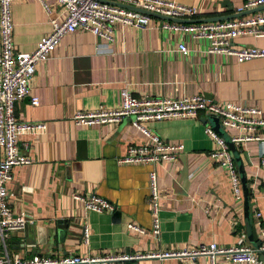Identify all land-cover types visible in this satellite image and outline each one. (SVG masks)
<instances>
[{
  "label": "crops",
  "instance_id": "obj_1",
  "mask_svg": "<svg viewBox=\"0 0 264 264\" xmlns=\"http://www.w3.org/2000/svg\"><path fill=\"white\" fill-rule=\"evenodd\" d=\"M167 1L195 7L199 11L196 20L238 14L244 3ZM259 13L264 14V10ZM12 20L16 53L33 52L52 30L39 0L13 4ZM162 21L150 16V25L143 30L117 24L112 43L77 31L64 37L51 57L38 67L31 82V96L16 104L15 114L21 121L46 123L47 131L19 139L21 152L33 163L14 168L13 180L8 184L13 210L27 211L35 224L12 235V255L19 254L23 259L110 252L146 255L210 243L257 247L263 241L264 142H249L231 151L242 187L245 177L249 184L248 214L244 187L242 201H235L229 176L210 159L213 141L205 130L207 125L212 126L209 121L169 119L149 123L148 127L162 139L185 145L178 161L155 167L162 195L161 234L155 238L148 204L153 167L117 162L127 155L130 146L142 145L144 136L129 119L119 125L93 127L78 126L73 121L79 111L101 106L120 108L124 88L138 98L203 95L217 102L258 107L264 113V58L231 63L221 56H207L205 45L194 41H189L191 56L183 58L177 50L183 37L161 30ZM235 45L264 48V38L240 37ZM33 97L38 98L39 105L32 104ZM230 134L235 132H227L226 137ZM259 134L264 137V129ZM75 193L103 197L117 206L119 214L91 212L73 198ZM258 212L262 214L261 225L256 218ZM128 223L142 227L145 235L127 229ZM50 228L55 231L54 242L48 246L42 242L48 238ZM86 228L89 244L83 238ZM136 264L210 262L208 258L146 259ZM216 264L232 263L218 259Z\"/></svg>",
  "mask_w": 264,
  "mask_h": 264
},
{
  "label": "built area",
  "instance_id": "obj_2",
  "mask_svg": "<svg viewBox=\"0 0 264 264\" xmlns=\"http://www.w3.org/2000/svg\"><path fill=\"white\" fill-rule=\"evenodd\" d=\"M23 0H0V148L3 159L0 161V264H136L146 259H190L208 258L210 264L218 259L232 264H264V228H261L263 241L257 247L243 245L220 246L217 243L200 245L195 249L171 250L163 253L128 254L110 252L104 255H35L23 259L19 254L12 255L9 241L13 234L25 231L35 224L27 211L16 213L9 197L8 184L13 180L16 167L29 166L33 159L21 152L19 139L24 135L37 136L47 131L43 122L18 120L15 114L16 104L31 96V82L38 67L45 63L60 45L62 39L77 31H85L100 40L114 41L115 27H133L143 30L150 25V16L127 7L144 10L148 13L172 19L194 20L199 16L195 7L167 0H39L52 26L51 32L42 37L37 48L31 53H16L14 44V24L12 20L13 4ZM264 7V0H244L236 13H243ZM159 28L180 35L178 52L183 58L192 54L189 41L203 43L205 54L209 57L221 56L229 62H249L264 58V48H237L235 41L240 37L264 38V14L255 13L224 21L183 24L162 21ZM187 37L188 40L185 38ZM122 106L109 109L101 106L92 111H79L73 116L78 126L119 125L129 119L132 125L144 136L142 145H133L125 157L117 159L121 165L152 166L149 173L148 204L153 217L152 235L161 234L162 195L158 183L156 166L178 161L185 150L182 142L170 143L153 132L148 124L169 119L218 118L224 131H234L230 141L241 147L249 142H264L259 134L264 129V113L254 106L232 101L217 102L203 95L172 97H136L128 88L121 91ZM34 106L39 105L36 97ZM206 133L213 141L210 159L229 176L233 198L242 201L243 187L241 177L232 156L226 138L211 125ZM264 166V156L261 157ZM26 192L29 189H26ZM73 198L83 202L91 212L113 214L117 206L97 195L75 193ZM261 225L262 214H256ZM132 232L145 235V230L133 223L128 224ZM84 241L89 244L90 233L86 228Z\"/></svg>",
  "mask_w": 264,
  "mask_h": 264
},
{
  "label": "water",
  "instance_id": "obj_3",
  "mask_svg": "<svg viewBox=\"0 0 264 264\" xmlns=\"http://www.w3.org/2000/svg\"><path fill=\"white\" fill-rule=\"evenodd\" d=\"M127 8H130L132 10H136V11H138L140 13L145 14V15L156 17V18H159V19H162V20H165V21H171V22H177V23H183V24L230 20V19L243 17V16H246L248 14L255 13V12H260V11L264 10V7H260V8H257V9H253L251 11H246V12H243V13H238V14H235V15H232V16L222 17V18L205 19V20L204 19L203 20H196V19L195 20H180V19H172V18H168V17H163L161 15L148 13V12H146L144 10L135 9L133 7H127ZM207 121H209L212 124L213 128L220 135H222L223 137H226L227 132L224 131L223 128L221 127L220 120L218 118H213V119L206 120V122ZM226 141H227L231 151L234 153L236 151V145L230 141V137L229 138L226 137ZM243 187H244V196H245V200H246V210H247V213L249 214V212L251 211V208L249 206L250 191H249V184L247 182L246 177L243 178ZM113 214H114V216H117L119 214L118 213V209ZM128 224H130V223H128ZM128 224H127V229H128ZM49 230H50L51 234H49ZM49 230H48V235H49L48 238L47 239L45 238L44 241L42 242L43 244H47L48 246L52 245V243L54 242V232H55L54 229H52V228H50ZM262 260H264V256L262 257Z\"/></svg>",
  "mask_w": 264,
  "mask_h": 264
}]
</instances>
